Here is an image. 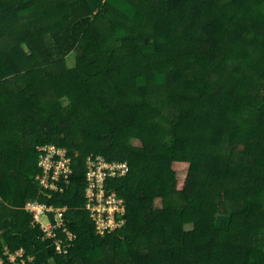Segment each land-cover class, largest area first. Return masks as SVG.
I'll return each instance as SVG.
<instances>
[{
    "label": "trees",
    "instance_id": "trees-1",
    "mask_svg": "<svg viewBox=\"0 0 264 264\" xmlns=\"http://www.w3.org/2000/svg\"><path fill=\"white\" fill-rule=\"evenodd\" d=\"M46 143L73 159L64 193L38 188ZM90 154L126 164L103 235ZM32 199L67 206L66 255ZM0 231L33 264H264V0H0Z\"/></svg>",
    "mask_w": 264,
    "mask_h": 264
},
{
    "label": "built area",
    "instance_id": "built-area-1",
    "mask_svg": "<svg viewBox=\"0 0 264 264\" xmlns=\"http://www.w3.org/2000/svg\"><path fill=\"white\" fill-rule=\"evenodd\" d=\"M37 169L35 176L40 191L64 193L71 186L73 159L64 147L46 143L37 147ZM84 206L96 233H105L123 224L124 202L106 194L105 184L109 178L126 172L125 163L108 162L101 155L85 158ZM30 217V228L38 229L37 238L49 242L58 255H66L74 237L68 228L67 206L54 205L38 199L27 201L23 207ZM34 255H25L19 248L10 250L7 246L0 254V264H33Z\"/></svg>",
    "mask_w": 264,
    "mask_h": 264
},
{
    "label": "rangeland",
    "instance_id": "rangeland-1",
    "mask_svg": "<svg viewBox=\"0 0 264 264\" xmlns=\"http://www.w3.org/2000/svg\"><path fill=\"white\" fill-rule=\"evenodd\" d=\"M73 63H74V57H73V55H70L67 59V64H68V66H72ZM62 102H63V104H66L67 101H66V99H64V100H62ZM134 143L136 144L137 141H135ZM153 204L155 207H160L161 201L159 199H156V200H154ZM0 234H1V231H0ZM39 264H43V263H39Z\"/></svg>",
    "mask_w": 264,
    "mask_h": 264
}]
</instances>
